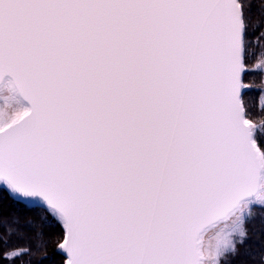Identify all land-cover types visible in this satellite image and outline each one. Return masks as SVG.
<instances>
[{
    "label": "snow or ice",
    "instance_id": "snow-or-ice-1",
    "mask_svg": "<svg viewBox=\"0 0 264 264\" xmlns=\"http://www.w3.org/2000/svg\"><path fill=\"white\" fill-rule=\"evenodd\" d=\"M254 47L264 71V0H0V203L62 231V264H240L264 222ZM36 223L0 215L8 264Z\"/></svg>",
    "mask_w": 264,
    "mask_h": 264
},
{
    "label": "trees",
    "instance_id": "trees-1",
    "mask_svg": "<svg viewBox=\"0 0 264 264\" xmlns=\"http://www.w3.org/2000/svg\"><path fill=\"white\" fill-rule=\"evenodd\" d=\"M260 51L259 47H254L252 52L254 54L246 56V63L253 69L246 72L245 83L251 85L248 90L245 91V102L248 107L250 119L259 122L264 119V71L255 70V64L257 62V55ZM15 213L22 218H33L37 221L35 228H23L21 238L13 239L11 241L12 247L31 248V254L24 255L15 261V264H51V261L55 259L62 264L63 257L57 250V244L62 238V231L51 230L42 225L39 221L37 213L29 211L23 206L13 204L11 201H5L0 203V215H8ZM35 231H42L45 236L46 247L36 248L33 235ZM264 231V222L259 220L254 225V235L249 243V252L240 257V264H258V256L260 251L264 250V236H258L257 234ZM4 251L3 246H0V264H8L2 257ZM256 257V259H253Z\"/></svg>",
    "mask_w": 264,
    "mask_h": 264
},
{
    "label": "rangeland",
    "instance_id": "rangeland-1",
    "mask_svg": "<svg viewBox=\"0 0 264 264\" xmlns=\"http://www.w3.org/2000/svg\"><path fill=\"white\" fill-rule=\"evenodd\" d=\"M246 90H248V88Z\"/></svg>",
    "mask_w": 264,
    "mask_h": 264
},
{
    "label": "water",
    "instance_id": "water-1",
    "mask_svg": "<svg viewBox=\"0 0 264 264\" xmlns=\"http://www.w3.org/2000/svg\"><path fill=\"white\" fill-rule=\"evenodd\" d=\"M245 91H246V89H245Z\"/></svg>",
    "mask_w": 264,
    "mask_h": 264
}]
</instances>
